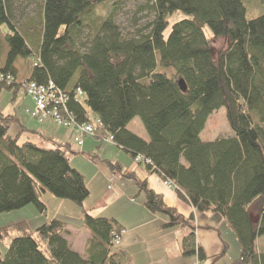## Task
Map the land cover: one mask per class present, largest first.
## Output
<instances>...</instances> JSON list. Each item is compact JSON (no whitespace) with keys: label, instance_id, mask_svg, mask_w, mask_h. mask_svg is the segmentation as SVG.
Wrapping results in <instances>:
<instances>
[{"label":"trees","instance_id":"trees-1","mask_svg":"<svg viewBox=\"0 0 264 264\" xmlns=\"http://www.w3.org/2000/svg\"><path fill=\"white\" fill-rule=\"evenodd\" d=\"M17 1L0 0V92L14 99L27 83L53 84L67 97L59 108L65 119L100 121L94 138L112 136L117 148L172 184L193 208L190 216L120 162L105 161L112 175L136 182L144 206L167 217L165 228L189 229L182 257L206 260L197 217L214 213L240 245L232 264H264V14L248 20L246 0H147L142 10L152 21L126 38L115 18L123 0H43L22 26ZM106 7L111 11L97 21ZM178 13L186 18L171 24ZM219 37L230 44L216 58L211 44ZM222 108L232 135L203 142L208 118ZM135 118L147 140L128 129ZM29 132L16 115L0 113V214L30 205L47 213L42 196L50 193L80 206L83 217L79 224L52 219L35 229L25 221L0 228V244L7 241L0 264H128L125 250L114 249L122 224L84 207L91 191L71 165L70 145L43 135L32 142ZM69 227L90 233L84 256L66 239Z\"/></svg>","mask_w":264,"mask_h":264},{"label":"rangeland","instance_id":"rangeland-1","mask_svg":"<svg viewBox=\"0 0 264 264\" xmlns=\"http://www.w3.org/2000/svg\"><path fill=\"white\" fill-rule=\"evenodd\" d=\"M147 0H123L122 3L119 4L118 9L115 13V18L117 24L120 26L123 35L128 38L136 34L138 30L143 29L147 23L151 22L153 19V16H146L147 12H144L142 10L143 6L146 4ZM43 4V0H18L16 2L17 7V24L19 26H22L32 14L36 15L39 13V10ZM111 11L110 7H106L103 11H98L97 16L95 19L99 21L102 17L107 16L109 12ZM264 14V0H246V18L248 20L254 19L260 15ZM186 18V16L182 13L175 14L171 19L170 23L173 24L177 21H180L182 19ZM9 28L8 26H3L1 29V32L3 34L8 33ZM206 34L209 37H213L211 32L209 30H206ZM85 35H88L86 33ZM230 44V38L229 37H219L214 38L211 44V50L214 57L219 56V51L223 48L228 47ZM21 95L25 97L24 90H20ZM27 97V96H26ZM26 99V98H25ZM28 100H32L31 98H28ZM31 102L34 101L32 100ZM35 109V104H34ZM18 113H22L23 115H26L32 122L30 126L33 127L34 124H36L38 127L41 126L43 122L47 120H51L48 123L47 126H51V131L53 129H63L67 128L65 126H61L57 124L52 119H46L44 121H40L37 118L32 117L31 113L34 111H27L25 112L24 105L17 108ZM29 115V116H28ZM36 119L33 120L32 118ZM44 124V123H43ZM70 129V128H67ZM76 135L79 133L71 128ZM128 129L132 132L136 133L137 135L141 136L144 139H148V134L143 126V123L140 118H135L130 125L128 126ZM55 131V130H54ZM232 135V131L229 128L228 122H227V111L225 108L220 109L219 111L214 112L209 118L206 123V127L204 131L202 132L200 138L203 142H213L220 138H227ZM32 142H39V139L34 135H27ZM51 137L49 136L47 138ZM79 138V135H78ZM77 138V139H78ZM84 139V147L81 148L75 147V151L73 150L74 154L71 155V165L79 170L81 173H83L86 177L87 185L91 191L90 197L85 201L84 207L85 208H91L92 204L95 202H99V206H103L104 204L106 207H101L98 211H93L94 213H91L89 210V213L92 215L99 217V214H110L112 212L116 214L120 210L121 212L125 208H129L128 205L130 204V200L132 199L135 201L136 204H142L144 201V196L139 195L138 193V187L136 186L134 181L126 180V179H120L116 176H111L107 166L105 165V161L109 160L112 162H120L125 170H130V165L138 166L136 162L130 158L123 150L117 148L113 143H111L109 140H105L103 142H99L94 137L91 136H82L81 141ZM77 142V141H76ZM100 147V148H99ZM143 170L145 169V165L140 166ZM121 180V181H120ZM120 181V182H119ZM116 187H119L123 190L125 193H129L127 196L129 197V201H122L119 197V202L116 204H110L112 199L108 198L104 201H102V197L106 198V194L110 193L109 195L111 197L114 196V192H116ZM106 195V196H105ZM42 201L47 206V213H41L35 206L30 205L27 206L21 210L9 212V213H3L0 214V220L4 222H9L8 225L15 224L17 222L25 221L27 222L32 229H35L47 221H50L52 219H59L62 221H68L72 222L74 224L81 223V218L83 217L81 207L75 204L74 202H71L69 200L60 199L55 196H53L50 193L44 194L42 196ZM110 208V210H109ZM122 218L123 216H128L127 213H122L120 215ZM203 216L205 218H208V224L207 221H202L201 224H198V219ZM165 217V216H163ZM222 222V218L219 214H201L197 217V226L200 227V231L204 235L205 238V244L208 246L210 251L215 253V256H222V253L224 252L225 245H227V251L225 255L218 258L215 264H232L233 256H238L240 254V245L235 237V235L229 231L226 230L224 227V224ZM4 227V226H3ZM87 231V230H86ZM173 230L171 233L172 237L174 238V232ZM165 237V236H163ZM165 239V238H164ZM203 239H201L202 241ZM44 250L47 252V245L46 243L43 244ZM7 246V241L0 244V250L2 253L5 252ZM159 247V246H158ZM115 250L122 249L120 248V245H116L114 247ZM237 257V258H238ZM216 257L206 259L201 261V264H213L211 263ZM217 259V258H216ZM197 257H182L179 256V258H172L167 259L164 257H161V259H155L153 261V264H196Z\"/></svg>","mask_w":264,"mask_h":264},{"label":"crops","instance_id":"crops-1","mask_svg":"<svg viewBox=\"0 0 264 264\" xmlns=\"http://www.w3.org/2000/svg\"><path fill=\"white\" fill-rule=\"evenodd\" d=\"M0 65L2 66V62H0ZM22 90H24L25 97L21 95V91H18L17 94L14 96V99L12 93L0 92V113L16 115L19 118L21 125L24 126L28 131H30L28 134L36 136L39 141L41 140V135L47 138L50 134L51 137L47 139H53L60 143H67L72 148V151L76 150L75 147H84V139L82 140V145H78L76 142L78 135H76L72 129L63 128L61 130L58 129L56 131V129H53L51 131V128L53 127L49 125L47 126L48 123H45H52L50 122L51 120L43 122L44 124L42 123V125H39V127L36 124H34L33 127L30 126L32 121L26 115H23L22 113L20 114L17 111V108L19 109L23 105L26 113L27 111L34 110V104L33 102H31L32 100H28L29 97L25 93V88H23ZM32 119L36 121V119ZM19 129L20 127L16 125L12 128L11 133L15 135L19 132ZM27 135L26 137L29 138ZM96 140L99 141L98 139ZM136 164L138 166L130 165V170H124L127 172H134L141 181H147L148 187L154 190L155 192L163 195L166 204L176 209L179 213L185 216H190L193 213V208L188 203L180 199L178 194L175 192V189L167 186L160 176L156 174H151L146 169L143 170L140 167L141 165H139L137 162ZM110 175L114 176L112 174ZM109 194L110 193L106 194L107 196L105 195L106 198L102 197V201L106 200L107 197L112 199L110 204L113 205L119 202V197L123 199L122 201L124 202L125 200L129 201V197L127 196L129 193L123 192V190L119 187H116V192H114L113 197H111ZM139 195L143 194H137V196ZM130 198L131 200L129 202L131 205H128L129 208L123 209L122 212L120 210L118 211V213H121L120 215H122V213H127L128 216H123L122 218L119 214H116L114 212L103 215L99 214L103 217L117 219L124 227L125 230L121 237L120 248H122V250H125V252L127 253L128 264H153V261L155 259H161V257L171 260L172 258L176 259L179 258V256H182L181 240L184 236L189 233V229L182 227L165 228L164 225L168 223L167 217H163L164 215L160 213H153L149 211L144 206L145 197L141 205L136 204L132 197ZM98 203L99 202H95L94 204H92L91 208L86 209L90 211L92 209L91 213H94L93 211H98L101 207L107 206V204L99 206ZM205 220L208 224V218L201 216L198 219V224H201L202 221ZM8 224L9 222H4L0 220V228H2L3 226H8ZM199 229L200 227L196 230V242L197 246L201 247L204 250L207 257L206 259L219 257L218 255L215 256L216 254L210 251L208 246L205 244L204 235ZM173 230H175V233L173 235L174 238H171L172 235L170 232H172ZM65 237L69 241L72 249L84 256L86 242L88 239L91 238L90 233L86 230L79 231L73 227H69L66 230ZM201 239L203 240L201 241ZM237 257L238 256H233L232 259L236 260ZM215 259L211 263H213Z\"/></svg>","mask_w":264,"mask_h":264},{"label":"built area","instance_id":"built-area-1","mask_svg":"<svg viewBox=\"0 0 264 264\" xmlns=\"http://www.w3.org/2000/svg\"><path fill=\"white\" fill-rule=\"evenodd\" d=\"M3 78L4 76L0 74V81ZM12 80L13 79L11 77H7L8 83H11ZM25 93L34 101L35 104V109L31 113L32 117L37 118L40 121L52 119L61 126L75 129L79 133V138L76 140L78 145H82V141L80 140L82 136L94 137V135L98 132L100 121L96 120L93 123L78 125L74 121L65 119L62 116L59 108L65 104L67 97L56 90L53 84L46 87L35 82H30L25 85ZM79 93L80 95L82 94L81 92ZM107 140L113 143L112 136H108ZM166 185L173 188V185L170 183H166ZM120 242L121 237L116 238L114 242L115 246L120 245ZM196 264L201 263L197 261Z\"/></svg>","mask_w":264,"mask_h":264},{"label":"water","instance_id":"water-1","mask_svg":"<svg viewBox=\"0 0 264 264\" xmlns=\"http://www.w3.org/2000/svg\"><path fill=\"white\" fill-rule=\"evenodd\" d=\"M179 85H180V87H181V89H182V91H186L187 90V88H186V85H185V83H184V81L183 80H181L180 82H179Z\"/></svg>","mask_w":264,"mask_h":264}]
</instances>
